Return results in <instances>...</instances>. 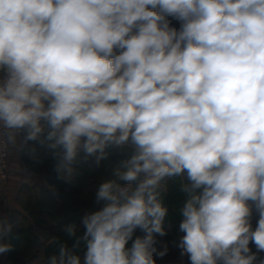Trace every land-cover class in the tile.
Instances as JSON below:
<instances>
[{
	"label": "clouds",
	"instance_id": "clouds-1",
	"mask_svg": "<svg viewBox=\"0 0 264 264\" xmlns=\"http://www.w3.org/2000/svg\"><path fill=\"white\" fill-rule=\"evenodd\" d=\"M0 142L120 157L45 264H157L176 178L181 259L264 264V0H0Z\"/></svg>",
	"mask_w": 264,
	"mask_h": 264
},
{
	"label": "trees",
	"instance_id": "trees-1",
	"mask_svg": "<svg viewBox=\"0 0 264 264\" xmlns=\"http://www.w3.org/2000/svg\"><path fill=\"white\" fill-rule=\"evenodd\" d=\"M36 144L35 150L27 149L23 152V160L27 168L36 172H45L48 175L47 186L39 183H23L18 190L16 201L21 210H14L9 216L10 221L16 225L12 233L15 238L10 240L13 246L12 254L16 256L14 258L17 261L16 264L28 258L36 259L37 255L31 256L29 251L41 242L40 238L44 236H47L49 240L46 249L47 256L50 255L54 250V237L68 239L62 231L63 225L72 222L79 225L85 213L102 207L95 203V192L100 183L111 177L112 169L120 159L114 154L99 168L95 167L91 161L81 164L73 179L70 182H64L56 178L53 170L56 160L52 159L39 143ZM168 183L169 189L165 201L174 219L167 218L172 228L166 237L172 241H178L182 233L178 231L181 216L176 204L179 200L180 209L185 195L180 191L179 178L170 180ZM31 234L35 235L31 236ZM140 234L137 230L136 235ZM186 260L189 263L188 258Z\"/></svg>",
	"mask_w": 264,
	"mask_h": 264
},
{
	"label": "crops",
	"instance_id": "crops-1",
	"mask_svg": "<svg viewBox=\"0 0 264 264\" xmlns=\"http://www.w3.org/2000/svg\"><path fill=\"white\" fill-rule=\"evenodd\" d=\"M37 144L34 142H30L27 146L24 147H16L11 149V171L10 178L8 181V185L5 189V195L3 196L1 211L0 214H11L14 210H21V207L16 201V196L19 188L23 183L34 184L39 183L41 185L47 186V177L48 175L45 172H36L26 167L23 160V152L28 150H35ZM14 166V167H13ZM52 189V188H51ZM31 256L37 255L35 260H39L41 258L40 253H37L38 249L35 247L31 250ZM8 253L4 254L2 257L0 256V260L3 261L2 264H13L9 260H7ZM187 261V260H186ZM186 264V263H185Z\"/></svg>",
	"mask_w": 264,
	"mask_h": 264
},
{
	"label": "rangeland",
	"instance_id": "rangeland-1",
	"mask_svg": "<svg viewBox=\"0 0 264 264\" xmlns=\"http://www.w3.org/2000/svg\"><path fill=\"white\" fill-rule=\"evenodd\" d=\"M9 178H10V176H9ZM8 181H9V179H8ZM7 185H8V182H7L6 186H5V189H6ZM5 189H4V191H3L2 195H1L0 208H1V205H2L3 196L5 195ZM164 202L166 204V201L165 200H164ZM178 204H179V200H178V203L176 204L177 205L176 206L177 210H179ZM168 208H169V206H168ZM0 211H1V209H0ZM9 216H10V214L8 215V217ZM167 218L174 219V217L172 216V214H170V212H169V216ZM256 219H257V217L254 215L253 220H252L253 227H255ZM33 235H35V234H33ZM33 235L31 234V236H33ZM40 240H41V242H38V244H36L34 247L36 249H38L37 253H40L41 258L39 260L38 259L35 260L33 258L29 260V258H28V259H25L24 261H21V262L17 263V264H45V260L47 258L46 245L49 243V240H48L47 236H44V237L40 238ZM163 240L168 243L169 253L162 260H158L157 261V264H185V263L186 264H189L186 261L187 256H185V257H183V259H181V257H180V250L172 244V240H170V238L164 237ZM177 240H179V238ZM251 247H252L253 251H255L254 246H251ZM12 253H13L12 251L11 252H8V254L6 255L7 260H9L10 262H12L13 264H16L17 261L14 260V258H16V256H14ZM29 253L31 255V251H29ZM3 255H0V256L2 257ZM260 255L261 256H264V253H261ZM2 263H3V261L0 260V264H2Z\"/></svg>",
	"mask_w": 264,
	"mask_h": 264
},
{
	"label": "built area",
	"instance_id": "built-area-1",
	"mask_svg": "<svg viewBox=\"0 0 264 264\" xmlns=\"http://www.w3.org/2000/svg\"><path fill=\"white\" fill-rule=\"evenodd\" d=\"M11 148L0 142V201L11 171Z\"/></svg>",
	"mask_w": 264,
	"mask_h": 264
}]
</instances>
